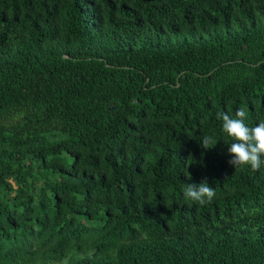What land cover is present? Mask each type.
<instances>
[{
  "label": "trees",
  "instance_id": "1",
  "mask_svg": "<svg viewBox=\"0 0 264 264\" xmlns=\"http://www.w3.org/2000/svg\"><path fill=\"white\" fill-rule=\"evenodd\" d=\"M238 108L264 121V0H0V264H264Z\"/></svg>",
  "mask_w": 264,
  "mask_h": 264
},
{
  "label": "clouds",
  "instance_id": "2",
  "mask_svg": "<svg viewBox=\"0 0 264 264\" xmlns=\"http://www.w3.org/2000/svg\"><path fill=\"white\" fill-rule=\"evenodd\" d=\"M216 119L222 121V132L227 135L230 141H235L227 148V154L231 156L228 161L234 168L248 165L252 170L258 171L264 166V121H260L255 126H248L247 110L238 108L233 117L228 112L217 111ZM202 148L214 146L217 140L210 136L200 139ZM185 200L205 205L211 203L216 193L206 181L189 183L183 188Z\"/></svg>",
  "mask_w": 264,
  "mask_h": 264
},
{
  "label": "water",
  "instance_id": "3",
  "mask_svg": "<svg viewBox=\"0 0 264 264\" xmlns=\"http://www.w3.org/2000/svg\"><path fill=\"white\" fill-rule=\"evenodd\" d=\"M65 57H67V55H64Z\"/></svg>",
  "mask_w": 264,
  "mask_h": 264
}]
</instances>
